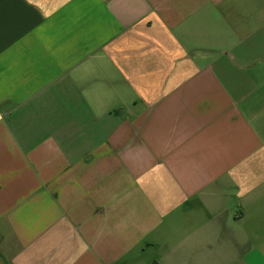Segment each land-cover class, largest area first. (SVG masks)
<instances>
[{"label":"crops","instance_id":"crops-1","mask_svg":"<svg viewBox=\"0 0 264 264\" xmlns=\"http://www.w3.org/2000/svg\"><path fill=\"white\" fill-rule=\"evenodd\" d=\"M0 264H264V0H0Z\"/></svg>","mask_w":264,"mask_h":264},{"label":"built area","instance_id":"built-area-1","mask_svg":"<svg viewBox=\"0 0 264 264\" xmlns=\"http://www.w3.org/2000/svg\"><path fill=\"white\" fill-rule=\"evenodd\" d=\"M4 119V114L0 112V122Z\"/></svg>","mask_w":264,"mask_h":264}]
</instances>
